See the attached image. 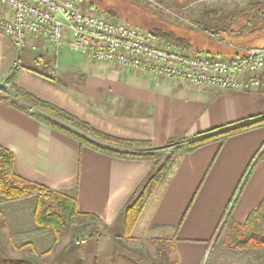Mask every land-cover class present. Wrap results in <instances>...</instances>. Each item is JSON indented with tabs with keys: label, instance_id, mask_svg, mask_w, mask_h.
Segmentation results:
<instances>
[{
	"label": "crops",
	"instance_id": "0c3cea01",
	"mask_svg": "<svg viewBox=\"0 0 264 264\" xmlns=\"http://www.w3.org/2000/svg\"><path fill=\"white\" fill-rule=\"evenodd\" d=\"M69 41L67 36L52 48L40 40L37 50L20 49L0 31V78L14 71L17 87L95 130L150 143L139 148L99 141L104 145L159 150L264 114V72L261 85L250 90L189 85L90 59L73 51ZM48 59L56 70L51 72ZM0 145L13 152L17 175L76 195L80 212L110 228L123 222L126 207L157 166L155 160L122 158L81 144L2 99ZM263 147L261 126L181 156L170 180L148 200L139 226L168 235L179 264H204L242 183L232 220L244 224L263 201L264 159L249 173Z\"/></svg>",
	"mask_w": 264,
	"mask_h": 264
},
{
	"label": "rangeland",
	"instance_id": "374dc122",
	"mask_svg": "<svg viewBox=\"0 0 264 264\" xmlns=\"http://www.w3.org/2000/svg\"><path fill=\"white\" fill-rule=\"evenodd\" d=\"M81 1L150 32L174 29L191 40L192 49L208 55L229 56L234 49L264 48V22L238 32L242 18L259 0ZM47 64L51 72L56 70L55 61L48 59ZM14 77L13 71L0 78V96L16 98L26 105L24 99L16 97ZM173 147L157 153L160 163ZM27 189L26 195L0 199V264H161L162 256L174 262L170 237L161 231L142 230L138 223L142 213L129 233L124 222L110 228L87 217H78L61 229L42 228L36 213L43 207L42 200L49 202L48 197L32 186ZM245 233L249 230L224 222L204 264H257L264 260V247L252 253L245 250H254L243 246Z\"/></svg>",
	"mask_w": 264,
	"mask_h": 264
},
{
	"label": "built area",
	"instance_id": "2783aa9c",
	"mask_svg": "<svg viewBox=\"0 0 264 264\" xmlns=\"http://www.w3.org/2000/svg\"><path fill=\"white\" fill-rule=\"evenodd\" d=\"M0 31L33 50L37 41L57 48L69 36L70 48L90 59L189 85L250 90L264 72V48L231 57L185 51L81 0H0Z\"/></svg>",
	"mask_w": 264,
	"mask_h": 264
},
{
	"label": "trees",
	"instance_id": "16d2710c",
	"mask_svg": "<svg viewBox=\"0 0 264 264\" xmlns=\"http://www.w3.org/2000/svg\"><path fill=\"white\" fill-rule=\"evenodd\" d=\"M263 4V1L259 0L257 3H255L253 11L244 15V17L242 18V24L238 28V32H245L254 29L260 23L264 22ZM148 32L151 33L153 36L160 38L166 42L172 43L185 51H194L207 54L202 50L192 49L191 40H189L185 35H178L176 33V30L174 29L167 28L160 29L155 33L150 31ZM15 88L17 95L16 97L24 99V101H26V105L17 101L16 98L10 96H0V99L8 102L10 105L16 107L17 109L27 113L34 119L75 138L81 144L88 145L89 147H92L106 154L116 155L122 158L150 159L156 161L157 166L155 170L142 184V186L136 191L131 203L126 207L124 211L123 222L126 233H129L130 230L133 228L140 214L144 210L148 200L153 195L154 191L157 188L166 185L167 182L170 180L177 165L178 159L181 156L189 154L209 142L217 140L223 141L226 138L236 135L238 133L250 130L252 128L264 126L263 114L258 115L256 117H252L251 119H249L250 121H239L237 123L231 124L226 129L216 128L214 129L216 130L214 132L217 133L213 135H208L209 132L199 134L193 139L180 141L176 144L170 145L174 146L172 149V153L162 163H160L158 160L157 153L170 146L159 150L132 152L104 145L99 141H105L126 147H150V143L148 142L121 140L101 133L95 130L91 125L58 108L57 106L42 101L28 94L16 85ZM262 159H264V149L261 150L254 158L249 173L251 172L255 163ZM13 161V152L0 145V199H11L14 197L26 195L28 192L27 186H32L33 188H36L39 191L46 193L49 200V202L42 200L43 207L36 213V220L42 228H65L67 224H73L75 219L78 217H87L101 222L100 218L94 214L80 212V210L78 209L76 195L69 194L62 190L48 188L44 185L34 183L17 175L13 170ZM243 186L244 183H242L236 196L232 200L224 222H228L232 226H235L240 229L245 228L246 230H249V234L245 233L246 237L243 241V246L246 245L250 246V248H253L254 250L245 249L247 251H251L252 253V251H259L261 250V248L264 247V199L261 202L260 206L249 214L244 224L236 223L234 220L231 219L230 214L238 196L240 195L243 189ZM251 227L252 229H250ZM216 241L217 239L215 240L214 245ZM173 261L174 262L172 263L168 256H162L161 264H179L177 259H174ZM257 264H264V260L258 262Z\"/></svg>",
	"mask_w": 264,
	"mask_h": 264
},
{
	"label": "water",
	"instance_id": "95a60500",
	"mask_svg": "<svg viewBox=\"0 0 264 264\" xmlns=\"http://www.w3.org/2000/svg\"><path fill=\"white\" fill-rule=\"evenodd\" d=\"M217 132H210L208 135H213L216 134Z\"/></svg>",
	"mask_w": 264,
	"mask_h": 264
}]
</instances>
